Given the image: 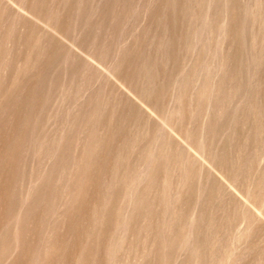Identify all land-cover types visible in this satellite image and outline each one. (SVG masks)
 <instances>
[{
  "label": "rangeland",
  "instance_id": "obj_1",
  "mask_svg": "<svg viewBox=\"0 0 264 264\" xmlns=\"http://www.w3.org/2000/svg\"><path fill=\"white\" fill-rule=\"evenodd\" d=\"M0 264H264V0H0Z\"/></svg>",
  "mask_w": 264,
  "mask_h": 264
},
{
  "label": "bare ground",
  "instance_id": "obj_2",
  "mask_svg": "<svg viewBox=\"0 0 264 264\" xmlns=\"http://www.w3.org/2000/svg\"><path fill=\"white\" fill-rule=\"evenodd\" d=\"M196 157V156H195ZM206 165V164H205ZM229 187V186H228Z\"/></svg>",
  "mask_w": 264,
  "mask_h": 264
}]
</instances>
